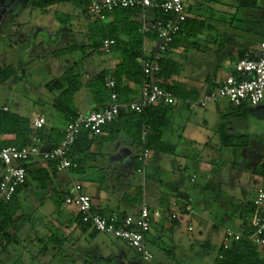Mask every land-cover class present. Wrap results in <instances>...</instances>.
<instances>
[{"label":"rangeland","instance_id":"1","mask_svg":"<svg viewBox=\"0 0 264 264\" xmlns=\"http://www.w3.org/2000/svg\"><path fill=\"white\" fill-rule=\"evenodd\" d=\"M26 2L17 0L18 5L8 8L0 0V19L9 9H22L24 15L21 19L26 20V25L30 27L28 33L23 28L19 33L28 35V38H22L16 44L12 42L9 47L2 36L4 27L0 22V56L11 50L16 52L17 63L12 67L18 76L21 75L12 84L0 83V108L5 104L11 112L28 118L43 116L46 125L63 127L65 123L60 113L50 105V92L43 86L62 75L64 69L71 65L66 61L80 59L82 53L74 51L59 56L50 55V51L74 43L72 40H60L62 33L57 28L64 29L65 25L54 21L59 15L66 18L72 12L78 14L80 20L75 19L73 24L67 26L72 30L69 37L73 36L80 42L85 40V23L92 14L76 3L65 2L49 7L40 18V10L34 8L36 12H33V7ZM186 4L191 6L192 13L195 11L207 19L200 34L192 39L198 44L197 48L183 44L173 50L174 58L186 67V76L182 74L181 79L196 81L204 78L208 84L211 83L207 77V62H216L215 73H220L238 57L239 51L244 50L245 54H249L248 46L264 37V0H257L258 8L252 12L244 9L237 11L234 4L224 0L216 5L200 4V0H186ZM36 40L43 45L35 53L40 56L28 60L31 45H38ZM109 54L86 57L91 64L82 63L83 70L89 74L85 80L104 68L102 60L107 63ZM77 69L81 71L82 67ZM216 106L228 107V102L222 99L218 104L209 103L205 110H189L180 102L170 114V125L175 129L174 142L187 138L202 141L190 146L193 149L188 156L159 153L161 169L170 170L174 186L175 183L181 184L188 192L191 214L179 217L170 231V220L166 227H157L151 220L149 233L160 236L156 243L148 242L152 261L143 263L141 257L121 239L101 232L92 233L91 228L79 226L74 218L75 210L64 205L58 193L37 187L36 182L28 178V187L18 195L25 221L18 233L17 243L9 244L4 251H0V264H215L224 231H239L243 206L255 199L259 191H264V183H258L259 178L253 173L257 165L264 163V98L258 106L247 107L244 116L237 115L236 110L223 117L225 112L219 115L209 112ZM179 109H182L181 116L176 114ZM221 123L247 136V147H244L247 151L241 148L233 153L232 148H226L221 157L218 151L210 148L219 149L212 142L216 141L217 127ZM206 141L211 142L209 147ZM123 148L131 150L132 154L141 152L140 146L131 144L127 134L120 132L115 141L100 146L102 154L113 157L101 155L94 161L86 160L83 171H71L70 175L73 182L103 187L102 193L109 195L111 204L118 205L115 212L135 214L130 211L129 204L132 202L131 205L135 204L138 210L141 201L147 205L152 203L153 195L148 192V183L143 181L141 173L131 168V174L122 175L117 170V161L112 158L117 153L123 154ZM177 153H180V147ZM155 155L152 152L150 156ZM151 160L145 164L149 165ZM169 198L167 194L157 204L169 202ZM53 235L59 238V242L50 240Z\"/></svg>","mask_w":264,"mask_h":264},{"label":"trees","instance_id":"2","mask_svg":"<svg viewBox=\"0 0 264 264\" xmlns=\"http://www.w3.org/2000/svg\"><path fill=\"white\" fill-rule=\"evenodd\" d=\"M221 0H200V4L216 5ZM235 5L236 10H247V12L255 11L258 8L257 0H224ZM72 2L80 5L87 11V0H28L33 8L46 10L51 6L59 3ZM188 7V8H187ZM186 7V20L182 24L179 34H177L163 59L160 60V72L158 74L159 85L166 91L171 92L180 100L195 99L198 97V89L187 87L185 83L175 79L181 73V65L177 60L171 58L173 49L180 45H190L197 48L198 44L193 38L200 34L201 28L205 26L206 17L200 16L195 11L192 13L191 6ZM140 8H125L115 9L113 11L104 12L101 17L90 16L88 18L86 33H84L85 41L82 44L74 37V43L67 45L64 48L50 51V55L59 56L66 52L81 51L82 58L88 55L102 54L109 52L107 60L113 64L110 69H100L91 78L85 80L84 75L78 71L80 60L74 61L71 66L67 67L61 76L53 78L44 84V89L49 92H57L51 103L58 113L64 115L66 123L75 115L76 111L73 106L74 94L83 89L91 92L95 110L102 108L110 99V94L115 91L118 96V101L126 103L129 101L131 89L125 86L126 83L141 84L142 71L137 62V59L143 54V41L145 36L154 40V34L148 33L143 35L140 32V22L137 20L140 14ZM68 16V15H67ZM66 16V18H67ZM199 17L203 19H199ZM62 23H65V18L58 16ZM153 19L165 20L166 16L160 10L150 11L148 13L147 22H152ZM233 21H231L232 24ZM225 23V22H222ZM208 26V25H207ZM208 28H213L209 25ZM112 40L113 43L107 48H104L103 42ZM245 51L241 50L238 53V58L245 56ZM106 61V60H102ZM15 74L12 66L0 65V83H4ZM106 77H110L115 81L114 89H109L105 85ZM215 74L211 77V87L216 85L213 83ZM212 89V88H211ZM175 106L158 104L149 106L142 112L137 113L127 109H121L118 116L110 123L102 128V133L98 136L92 135L88 130H82L75 139L74 143L68 150V157L77 162L79 165L82 161H90L100 153V146L105 142H113L116 140L120 132H124L132 140L134 144L140 147H145L149 152L173 154L175 147L162 140V135L169 123L170 114ZM237 115L244 116L247 107H237L234 111ZM146 127V130H145ZM13 135L12 140L0 139V146H30L33 144V139L40 140L39 146L43 150H48L61 141L63 134L62 130L57 127L43 126L37 129L33 126V121L27 117L20 116L17 113L0 110V138L3 135ZM219 136V144L221 147H232L233 149L247 146V136L229 133L226 130V125L220 124L217 129ZM144 140V143H143ZM46 169H35L32 161L23 164L27 172L26 182L17 188L11 200L7 203H0V251H4L9 244L17 243L18 233L24 223L25 215L22 205L19 201V193L28 187L29 179L36 182L37 187L45 188L48 183H51L57 172L56 161H48ZM141 161L135 160V167L140 168ZM84 167L81 165L70 171L80 172ZM1 169V165H0ZM253 173L264 177V163L257 165L253 169ZM29 178V179H28ZM184 199L187 196L181 195ZM63 202V195H60ZM254 199L246 202L240 218L242 219L241 237L236 242H231L229 248L223 250L219 247L218 255L215 264H264V257L250 240L252 229L249 225V218L256 212V207L253 203ZM188 203L184 201L183 204ZM76 222L82 228L79 214L76 212L74 216ZM173 224L176 223V218H171ZM96 231L92 230V233ZM50 240L59 242L57 236H51Z\"/></svg>","mask_w":264,"mask_h":264},{"label":"built area","instance_id":"3","mask_svg":"<svg viewBox=\"0 0 264 264\" xmlns=\"http://www.w3.org/2000/svg\"><path fill=\"white\" fill-rule=\"evenodd\" d=\"M87 1L88 12L99 17L104 12L115 9L140 8L141 12L137 17L141 24L140 32L144 36L153 33L155 39L150 40L145 36L143 54L137 59L142 71L139 93L136 98L121 103L118 101L117 93L112 91L109 101L99 110H92L87 114L77 112L64 125L61 141L51 149H41L38 138H34L33 144L30 146H0V203L9 202L17 188L26 182L27 172L23 164L28 161H33L36 158L44 162L56 161L58 171L78 168L80 165L68 157V150L82 130H88L92 135L98 136L102 133V128L118 116L121 109L140 113L149 106L158 104L176 106L183 102L159 85L158 74L160 60L165 57L169 45L179 34L182 24L186 20V0ZM154 10H160L166 19H153L151 23L147 22L148 13ZM112 43V40H105L104 48L107 49ZM105 85L109 89H114L115 81L106 77ZM263 98L264 39L259 43L257 55L246 54L243 58L236 59L230 64L229 73L214 88L183 103L189 110L204 109L209 103H218L222 99L234 108L256 107ZM3 110L8 109L3 107ZM32 121L33 126L37 129L46 125V120L43 117H36ZM148 156L149 150L141 147L137 159L144 162ZM62 203L75 209L82 224L88 225L96 232L110 234L123 240L141 257L143 263L152 261V254L146 241L151 225V215L147 204L142 203L135 214H102L93 210L91 197L83 191L82 185L78 182L73 183L71 188L63 194ZM253 203L256 212L249 219L252 229L250 240L264 257V191L258 192ZM171 207L169 216L176 218L179 214L177 202L173 201ZM181 208L187 215H190L191 209L188 203L182 204ZM240 237L241 232L226 229L223 233L222 249H228L230 243L238 241ZM218 257L221 258V254Z\"/></svg>","mask_w":264,"mask_h":264},{"label":"crops","instance_id":"4","mask_svg":"<svg viewBox=\"0 0 264 264\" xmlns=\"http://www.w3.org/2000/svg\"><path fill=\"white\" fill-rule=\"evenodd\" d=\"M1 3H2V5H5L8 8H11V7L15 6V5H18L17 0H1ZM26 3L28 4V0H27ZM38 10H40V9H38ZM46 10H40L39 11L40 12V15H39L40 18L42 17V14H44L46 12ZM26 11L29 14L32 13L31 10H25V12ZM22 12H23L22 9L19 10V9H13L12 8V9H9V12H5L6 14L5 15L3 14L2 18L0 19V22L2 23V27L5 28V29L3 28L1 33H2V36H4L5 40L7 41V45L9 47L11 46L12 42H14L16 44L18 42H21L20 40L22 38H25V39L28 38V35H25L24 33H21L19 35V33L22 31L20 28L27 29V33L30 31V30H28V29H30V27H28L26 25V23H27L26 20L21 19L22 16L24 15V14H22ZM33 12H36L34 8H33ZM37 14H39V13H37ZM74 16H77V18H74ZM75 19H76V21H77V19L80 20L78 18V14H74L72 12V14H68L67 18H65V23L63 24V25H65V27H63L64 29L57 28V30L61 31V33H62L61 37H60L61 41L64 40V39L73 40V36L69 37V34H72V30L70 29L69 26L71 24H73V21ZM57 21L62 23L61 19L58 18V16L56 17V21H54V23L57 24ZM87 22H88V20L85 23L86 27H87ZM67 25H69V26H67ZM38 27L41 29V25H39ZM86 27H85V30L83 29L84 33H86ZM263 39H264V37L260 41H262ZM39 41L40 40H36L38 45L37 44L36 45H31L30 54L28 55V60H32V59H35V58L40 56L38 54L35 55V53L38 52L37 49L43 47V45L41 44V42L39 43ZM84 41L85 40H81L80 42L83 44ZM260 41H257L256 43L248 46V50H249V52H248L249 54L248 55H252V56L257 55L258 46H259ZM173 55H175L174 51H173V54H172L171 58L173 60H176ZM17 56H18L17 53L16 52H12V50L9 53L2 54V56H0V65H4V66L15 65L17 63V61H15ZM82 59L83 58L79 59V57H78L76 60L66 61V63L69 64L71 62V65H72V63L74 61L80 60V61H78L79 62L78 68L80 69L82 67V70H83L82 63L84 65H88L89 63L87 61L88 60L87 58L84 59V60H82ZM236 59L233 60L232 62L236 61ZM232 62H230L220 73L217 72V74L215 73V71L217 69L216 67L218 66L217 63L216 62L214 63V62H211V61L207 62L208 63L207 64V67H208V69H207V77H209V79H211V77L214 74H216L215 78L213 80V83L215 85H217L229 73V67H230V64ZM112 64H113L112 61H108L107 63L104 62V64H103L104 65V69H107V70L110 69ZM67 67H69V66H67ZM185 68L186 67H183L181 65V73L179 74V76L175 77V79L180 81V82L185 83L187 87H191V88L193 87V88L198 89L199 90L198 91V96H200L204 92H206V91L210 90L211 88H213V87H211L212 83L208 84L206 81H204V78L203 79H198L196 81L195 80L189 81V80H186V79L179 78L182 74L183 75L185 74V71H184ZM65 69H64V71H65ZM82 70L80 71V73L84 75V78L87 77L89 74L86 73L85 70H83V71ZM20 76L21 75L18 76L16 74V72H15V74L11 78H9L7 81H5L4 83H7V85L12 84L13 83L12 81L15 78H20ZM185 76H186V74H185ZM125 86H127L128 88L131 89L129 100H132V99L136 98L138 93H139V90H140V84H132V83L128 82V83L125 84ZM200 88H204V89L200 90ZM43 89H44V87H43ZM44 92H46V91H44ZM49 95H50V100H51V103H52L53 100H54V97L57 95V92H50ZM187 100H190V99H187ZM184 101H186V100H183V102ZM51 103H50V105H51ZM216 104H218V103H216ZM73 106L75 108L76 113L80 112V113H83V114H87L90 111L96 109V106L94 104L91 92L89 90L83 89V88L81 90L77 91L74 94ZM184 106L186 108L185 104H184ZM3 107H6L10 111L8 106H6L5 104L2 105L0 110L3 109ZM205 109L206 108H204V110ZM180 110L182 111V109H179V111L176 112V114L179 115V116L182 115V112ZM233 110H234V107H231L228 104V107L216 106L213 110H211L209 112L217 113V115L225 112V114H222V117H223L227 113H232ZM206 113H208V112H206ZM20 116H22V115H20ZM23 117H25V116H23ZM36 117H43V116H34V117L29 118V119L33 120ZM60 118L66 124V121L64 119V115L63 114H60ZM219 125H218V127H219ZM45 127H46V130H47L49 127H54V126L45 125ZM63 127H57V128L62 130ZM226 130L229 133H232V134L243 135L242 133H236L235 129L230 127V126H226ZM174 131H175V129L170 125V121H169L167 127L165 128V130L163 132L162 140L167 142V143H169V144L174 145L175 151H174L173 154H170V155H173V156H188L189 154H191L192 149H193L190 146L193 147V144L197 143L198 141L199 142L202 141V140H198L197 141L195 138L194 139L193 138L192 139L191 138H187L185 141H182L181 139H178L177 142H174V140H173L174 139L173 138V132ZM216 137L218 139L216 138V141L212 142V144L216 145V146H219V149L213 148V147H210V148H212L214 152L218 151V153L222 157L221 153H222L223 149L232 148V147H221L220 144H219V136H218V134L216 135ZM0 139H2V140H12V139H14V136L10 135V134H8V135L6 134V135L1 136ZM130 143L134 144L131 139H130ZM210 143L211 142H207L206 141V146L209 147ZM179 147H180V153H179L180 155L177 153V152H179ZM241 148H244V147H241ZM241 148H237V149H233L232 148V150H234L232 152L234 153V152H236V150L239 151V149H241ZM123 149H124V153L123 154L122 153H117L116 156L114 158H112V159L114 161H117L116 162L117 163L116 167H118L117 170L119 171V173H121V174L122 173H127V175H129V174H131V168H132L137 173H141L142 176H143L142 177L143 181L145 183H148V187H149L148 192L150 193V195H153V198H152V201H151L152 203L148 204L150 215H151V220L153 221V223L156 224L157 227L158 226L166 227V226H168V222L167 221L170 220L171 224H170L169 231L172 229V226L174 224H173V221H172L171 217L169 216V210L172 208L171 207V203L173 201H176L177 204H178V207H177V210L179 212L178 218L179 217L190 216V215H187L183 211V209L181 208V205L184 203L185 200L188 201V204H189V200H190L189 194H188V192L184 191V187L181 184H176L175 183V186H174V184H173L174 180L172 179V177L169 174V172H171L170 170L161 169V167L159 165L160 164L159 163V161H160L159 160L160 159L159 153H156V155L154 157H151L150 155L152 153L149 152V156L146 158V160L144 162H141V165L139 166L140 168H136L135 167V160L137 159V156L139 155V152L137 151L135 154H132L131 150L126 149V148H123ZM244 151H247V148H244ZM101 155L111 156V155H109L107 153H103L102 154L101 152L97 154V156H101ZM97 156L94 159L90 160V161H94L97 158ZM111 157H113V156H111ZM125 159H127V162H124ZM149 159H152V160H151V162H149V165H146L145 163ZM85 162L86 161H82L81 162V164H80L81 167H85V165H84ZM32 163H33L35 169H46L47 166H48L47 162H44V161H42V160H40L38 158L34 159L32 161ZM139 169H140V171H138ZM163 171H165L167 173L161 174L160 172H163ZM70 172H71L70 170H67V171H58L57 170L56 175L52 179L51 183H48L46 185V187L43 188V189H45V190H47L49 192H52V193H58L59 195H63L66 191H68L71 188L72 183H77L78 182V183H80L82 185L83 191L86 192L91 197L93 210H95V211H97L99 213H102V214H110V213L127 214L126 212H115L114 209H116V207L118 205L116 206L114 204H111V200H110L111 198L109 197V195L102 193L103 192V189H102L103 187H101L99 185H96V184H93V183H87V184L85 183L84 184V183H82L80 181L73 182V180L71 179V175H70L71 173ZM258 178L259 179H258L257 182L263 184L264 183V177L258 176ZM146 180H148L149 182H147ZM152 181H153V183H152ZM172 184H173V186H172ZM131 185H133L132 182H131ZM161 194L162 195L164 194L163 197L168 194L169 197H170L169 198V202H166V203L164 202L162 204H157L158 200L160 201L161 199H163ZM182 194L187 196V199H184L181 196ZM126 201H127V199H126ZM131 203L129 204V206H131V210L130 211L133 212V213L137 212L138 210L135 208L136 207L135 204L131 205ZM141 203H145V202L141 201ZM112 208H113V210H112ZM128 214H131V213H128ZM84 227L90 228L89 226H84ZM239 229L240 230L236 231V232H242V219L239 222ZM159 237H160L159 235H157V237H156V235L155 236L151 235V233L148 232V234L146 236L147 244H148V242H155L156 243V241L159 239Z\"/></svg>","mask_w":264,"mask_h":264}]
</instances>
